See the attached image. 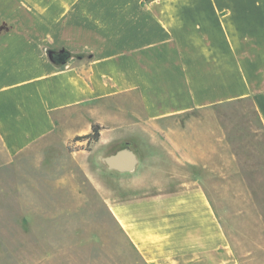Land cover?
<instances>
[{"label": "crops", "instance_id": "crops-1", "mask_svg": "<svg viewBox=\"0 0 264 264\" xmlns=\"http://www.w3.org/2000/svg\"><path fill=\"white\" fill-rule=\"evenodd\" d=\"M244 99L264 128V0H0V147L9 158L93 123L103 136L124 118L171 120ZM122 148L134 168L107 167L134 171L137 148L107 155ZM182 184L119 200L112 216L147 264H231L210 200L195 181Z\"/></svg>", "mask_w": 264, "mask_h": 264}, {"label": "rangeland", "instance_id": "rangeland-1", "mask_svg": "<svg viewBox=\"0 0 264 264\" xmlns=\"http://www.w3.org/2000/svg\"><path fill=\"white\" fill-rule=\"evenodd\" d=\"M137 122L124 118L95 142L51 135L11 158L0 147V264H147L114 220L113 204L152 185L190 181L231 242V264H264V128L254 102ZM124 145L139 150L136 169L110 170L102 158ZM152 160L155 170L145 169Z\"/></svg>", "mask_w": 264, "mask_h": 264}, {"label": "water", "instance_id": "water-1", "mask_svg": "<svg viewBox=\"0 0 264 264\" xmlns=\"http://www.w3.org/2000/svg\"><path fill=\"white\" fill-rule=\"evenodd\" d=\"M103 160L109 168L118 171L132 170L136 163L134 153L127 148L119 149L115 153L105 156Z\"/></svg>", "mask_w": 264, "mask_h": 264}, {"label": "trees", "instance_id": "trees-1", "mask_svg": "<svg viewBox=\"0 0 264 264\" xmlns=\"http://www.w3.org/2000/svg\"><path fill=\"white\" fill-rule=\"evenodd\" d=\"M64 54H67V52H63ZM102 129V126H100V124L98 123H93L91 125V130L89 133L84 134V135H76L73 137V141H78V140H82V139H91L92 141H97L100 135V130Z\"/></svg>", "mask_w": 264, "mask_h": 264}, {"label": "flooded vegetation", "instance_id": "flooded-vegetation-1", "mask_svg": "<svg viewBox=\"0 0 264 264\" xmlns=\"http://www.w3.org/2000/svg\"><path fill=\"white\" fill-rule=\"evenodd\" d=\"M59 56V55H58Z\"/></svg>", "mask_w": 264, "mask_h": 264}]
</instances>
